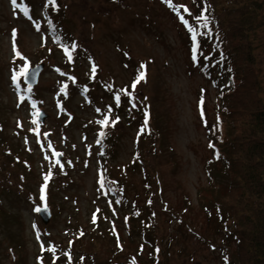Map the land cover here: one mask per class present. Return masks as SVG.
Wrapping results in <instances>:
<instances>
[{"label":"rangeland","instance_id":"rangeland-1","mask_svg":"<svg viewBox=\"0 0 264 264\" xmlns=\"http://www.w3.org/2000/svg\"><path fill=\"white\" fill-rule=\"evenodd\" d=\"M171 6L184 10L190 0H171ZM56 8L65 13L69 28L63 19L54 20ZM177 21L168 0H55L54 5L49 0H17L15 6L11 0H0V136L6 138L4 145L18 139L23 152L32 153L35 162L28 173L30 164L21 159L7 174L9 184L22 185V201L16 206L22 215L29 264H35L43 241L51 247H68L81 234H75L74 227H87L100 205L110 206L111 198H105L109 187L103 178L98 180L100 164H129L143 133L138 112L129 115L128 104H135L130 111H137L151 102L153 126L163 131V139L145 132L140 150L155 177L150 203L162 214L180 212L189 201L188 222L200 231L206 229L197 193L208 185L204 167L214 156L198 115L197 98L200 87L210 79L200 69L190 72L184 32ZM257 57L264 81V50ZM26 62L28 67L45 64L33 87L19 75ZM140 72L146 78L135 89L130 86L131 94L119 90L120 98L127 94L123 112L134 122L114 121L116 153L112 159L105 143L110 128L96 116V106L83 98L85 77L90 75L107 86H124L134 83ZM14 74L18 76L15 82ZM226 85L232 86V80ZM91 87L103 97L98 82ZM216 93L210 83L205 98L211 119L216 116ZM40 109L47 113L43 122L37 115ZM56 153L62 154L59 163ZM132 183L135 187L129 196L134 198L139 192L140 203L145 202L141 176L134 173ZM45 205L52 212L46 224L36 210ZM116 209L123 214V209ZM165 216L157 217L158 235H179L177 219L170 215L162 222ZM177 240L174 247L189 250L193 258L173 264H220L218 250L201 244L195 236L181 233ZM134 246L125 252H134ZM101 247L106 249L98 253L103 261L111 252L106 241ZM13 262L14 258L5 260V264Z\"/></svg>","mask_w":264,"mask_h":264},{"label":"trees","instance_id":"trees-1","mask_svg":"<svg viewBox=\"0 0 264 264\" xmlns=\"http://www.w3.org/2000/svg\"><path fill=\"white\" fill-rule=\"evenodd\" d=\"M170 8L184 32L190 72L200 69L207 73L210 79L207 85L211 83L217 89L215 118H210L207 109V85L200 87L197 98L198 115L214 156L204 167L208 185L197 193L206 229L200 231L188 222L186 212L190 208L189 201L180 212L166 211L162 214L150 203L155 192V177L149 172L140 150L145 142L144 135L151 132L163 139V131L159 126H153L151 102L137 111H130L135 104H128L129 115L138 112L139 127L143 133L137 140L129 164H100L98 180L103 178L109 187L105 198H111L110 206L100 205L97 208L95 223L92 216L87 227H74L72 231L81 234L71 239L68 247H51L43 241L35 255V264L184 262V259L193 258V253L174 247L181 233L195 236L201 244L218 250L220 264H264V81L257 57V53L264 50V0H190L188 12L178 6ZM200 17H205L206 21ZM62 19L64 26L69 28L65 13L60 10L58 13L56 9L54 20L58 22ZM128 57L126 54L125 58L130 60ZM228 79L232 80V86L226 85ZM85 80L87 86L83 98L96 106V116L101 120L107 118L106 126L110 129L107 135L109 141L105 143L111 153L109 157L113 159L116 153V139L111 131L114 121L134 122L131 118L127 120L123 112L124 96L127 94H121L123 97H119V102L116 97L120 94L119 90L130 93L133 83L107 86L104 81L94 80L90 75H86ZM97 82L104 98L91 91V86H96ZM106 97L109 99L106 100ZM1 103L0 99V106ZM16 140L4 145L6 138L0 136V264H5L9 258H14V264H29L26 241L22 235V215L16 206L22 201L19 189L22 185L16 188L9 184L7 174L12 173L11 167L18 166L16 164L22 160L29 162V173L33 171L32 164L35 162L32 153L23 147L30 156L29 160L26 158ZM134 173L142 179L146 200L143 203H140L139 192L134 198L129 196V191L135 187L132 183ZM54 194L56 197V192ZM117 206L123 209V214L119 213ZM163 214L167 216L162 222L168 221L170 215L177 219L179 235H158L160 219L158 221L157 217ZM99 239L102 241L98 244ZM105 241L111 253L101 261L98 253L106 250L101 247ZM134 244V252H125Z\"/></svg>","mask_w":264,"mask_h":264},{"label":"water","instance_id":"water-1","mask_svg":"<svg viewBox=\"0 0 264 264\" xmlns=\"http://www.w3.org/2000/svg\"><path fill=\"white\" fill-rule=\"evenodd\" d=\"M44 69V63H39L38 65L34 67H29V73L28 76H24V80L29 83L31 86H35L38 83L39 76ZM47 117V113L44 110L39 111V120L43 122ZM57 158L60 160L61 156H57ZM40 217L42 221L46 224L49 222L51 217L50 208L48 206H44L40 208L39 211Z\"/></svg>","mask_w":264,"mask_h":264},{"label":"snow or ice","instance_id":"snow-or-ice-1","mask_svg":"<svg viewBox=\"0 0 264 264\" xmlns=\"http://www.w3.org/2000/svg\"><path fill=\"white\" fill-rule=\"evenodd\" d=\"M11 3L15 6V5H17V0H11ZM49 3L54 5L55 4V0H49ZM168 3L171 6V0H168ZM184 11L185 12H188V9L185 7L184 8ZM25 14H27V9H25ZM180 18H181V20L183 22V17L181 16ZM200 18H203L206 21V18L205 17H200ZM205 26H206V24H205ZM190 31H191V29H190ZM13 35H15V32L13 33ZM195 38H196L195 37V33H193V40L194 41H195ZM141 67L143 68V66H141ZM93 71H94V69H93ZM28 73H29V67H28V64L26 62L25 65H24V67L20 70L19 75H22V76L27 77L28 76ZM17 79H18V76L14 74L13 75V81L15 82V81H17ZM143 79H144V74L141 73L137 77L136 81L133 83L132 88L135 89L136 83H139V81L140 80H143ZM28 91L30 92L31 91V88H29ZM21 99L23 100V97H21ZM116 100H117V102H119V96L116 97ZM33 107H35V105H33ZM133 107H135V105H133ZM37 115H39V113H37ZM201 115L203 116V112L201 113ZM35 122L36 121H33V123H35ZM102 123L106 125L107 124V118ZM146 125H147V120H145V126ZM141 131H143V129ZM49 147H51V145H49ZM210 147H212V145H210ZM56 155L59 156V155H62V154L61 153H56ZM57 163H59V161H57ZM48 178L49 177H45V180H47ZM101 184L103 186V182H101ZM41 200H44V196L43 195L41 196ZM36 210L37 211H40V209H36ZM93 222L95 223V216L93 217Z\"/></svg>","mask_w":264,"mask_h":264}]
</instances>
